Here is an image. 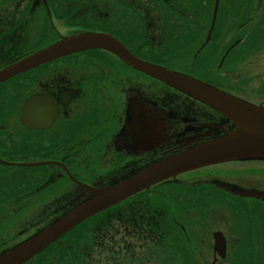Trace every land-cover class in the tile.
I'll use <instances>...</instances> for the list:
<instances>
[{
    "label": "flooded vegetation",
    "instance_id": "af4514ba",
    "mask_svg": "<svg viewBox=\"0 0 264 264\" xmlns=\"http://www.w3.org/2000/svg\"><path fill=\"white\" fill-rule=\"evenodd\" d=\"M183 6L0 0V72L63 38L98 33L142 60L264 105L242 88L249 57L264 64V0H196L193 15ZM211 125L228 122L105 48L0 81V253L84 201L85 185L125 181L220 132ZM82 224L78 254L75 232L26 264H264V161L182 172ZM185 246L190 253H170Z\"/></svg>",
    "mask_w": 264,
    "mask_h": 264
},
{
    "label": "water",
    "instance_id": "95a60500",
    "mask_svg": "<svg viewBox=\"0 0 264 264\" xmlns=\"http://www.w3.org/2000/svg\"><path fill=\"white\" fill-rule=\"evenodd\" d=\"M217 10L216 7L213 14V26ZM90 48L109 49L139 71L196 98L225 118L228 127L211 125L212 130L220 132L211 138L200 140L193 148L183 150L143 169L125 181L110 186L85 185V191L90 194L89 197L74 205L67 213L62 214L30 238L0 253V264L30 262L36 255L85 220L169 177L195 168L228 161H264L263 105L246 101L189 75L142 60L133 55L120 41L106 34L88 33L63 38L1 71L0 81L42 63ZM221 249L223 248L220 245L216 246V250Z\"/></svg>",
    "mask_w": 264,
    "mask_h": 264
},
{
    "label": "rangeland",
    "instance_id": "374dc122",
    "mask_svg": "<svg viewBox=\"0 0 264 264\" xmlns=\"http://www.w3.org/2000/svg\"><path fill=\"white\" fill-rule=\"evenodd\" d=\"M180 1L184 2L183 14H187V15L196 14V0H180ZM154 4L156 5L157 3ZM155 9H160V7L158 6V8ZM208 9H209V15H211L213 12V8L208 7ZM248 29L250 30L249 26ZM248 61L249 62L246 71L243 70V74L247 73L248 77L246 80H248V84H243V86L241 85L243 91L249 96L254 97L255 100H264V64L262 62H257L255 56L253 55L249 57ZM235 73L241 77L240 75L241 71L238 70L235 71ZM232 250H234V248Z\"/></svg>",
    "mask_w": 264,
    "mask_h": 264
},
{
    "label": "trees",
    "instance_id": "16d2710c",
    "mask_svg": "<svg viewBox=\"0 0 264 264\" xmlns=\"http://www.w3.org/2000/svg\"><path fill=\"white\" fill-rule=\"evenodd\" d=\"M83 226V227H82ZM82 227V228H81ZM79 228H81V230L82 229H85L84 228V225L83 224H81V225H79V226H77L76 228H74L71 232H69L68 234H66L64 237H66V236H68V235H72L73 233H75V232H77V231H75V230H77V229H79ZM81 230H79V232H77V233H75L76 235H77V238H76V240L75 241H73V243H74V245H75V254H78L79 253V249H80V244H81V242H80V240L82 239V231ZM74 235V234H73ZM181 248H175L174 249V251H171L170 253H180V252H184L185 254H188V253H190L189 252V247L188 246H185L184 248H182V250H180ZM46 252V251H45ZM44 254V253H43ZM42 254V255H43ZM42 255H40V256H42Z\"/></svg>",
    "mask_w": 264,
    "mask_h": 264
},
{
    "label": "bare ground",
    "instance_id": "6f19581e",
    "mask_svg": "<svg viewBox=\"0 0 264 264\" xmlns=\"http://www.w3.org/2000/svg\"><path fill=\"white\" fill-rule=\"evenodd\" d=\"M220 115V114H219ZM221 116V115H220ZM222 117V116H221Z\"/></svg>",
    "mask_w": 264,
    "mask_h": 264
}]
</instances>
